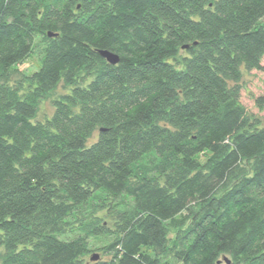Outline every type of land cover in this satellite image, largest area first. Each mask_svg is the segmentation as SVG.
<instances>
[{
	"label": "trees",
	"instance_id": "1",
	"mask_svg": "<svg viewBox=\"0 0 264 264\" xmlns=\"http://www.w3.org/2000/svg\"><path fill=\"white\" fill-rule=\"evenodd\" d=\"M263 58L264 0H0V264H264Z\"/></svg>",
	"mask_w": 264,
	"mask_h": 264
},
{
	"label": "rangeland",
	"instance_id": "2",
	"mask_svg": "<svg viewBox=\"0 0 264 264\" xmlns=\"http://www.w3.org/2000/svg\"><path fill=\"white\" fill-rule=\"evenodd\" d=\"M40 48L41 45L36 46L34 53L24 62V64L18 66L19 71L14 73V76L12 77V84H16L15 82H22L25 86L28 85V81L26 80L27 77L40 68ZM262 65V70H243V77L240 82V102L250 116L260 119V121L264 124V108L262 109L259 106L260 103L258 102L260 98H264V58ZM71 90L72 87H65L62 84L57 90L50 93L48 97L40 103L36 121L45 122L47 119L51 118L55 112V101L60 99L63 95L69 93ZM96 137L97 134H95L94 140ZM178 233V230L172 229L170 237L175 240ZM173 243L174 241L172 242V245ZM95 255L101 256L102 251L95 250L87 257V260L92 261V258Z\"/></svg>",
	"mask_w": 264,
	"mask_h": 264
},
{
	"label": "water",
	"instance_id": "3",
	"mask_svg": "<svg viewBox=\"0 0 264 264\" xmlns=\"http://www.w3.org/2000/svg\"><path fill=\"white\" fill-rule=\"evenodd\" d=\"M49 37H56L57 35L53 33L48 34ZM101 56L111 65H118L120 62V57L110 51L100 52ZM99 259L98 255L93 256L92 261H97ZM230 263V261H228Z\"/></svg>",
	"mask_w": 264,
	"mask_h": 264
}]
</instances>
